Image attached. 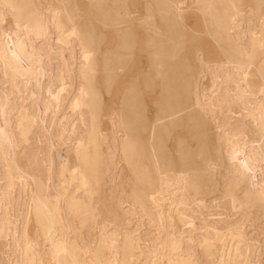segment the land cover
Segmentation results:
<instances>
[{
    "label": "bare ground",
    "instance_id": "bare-ground-1",
    "mask_svg": "<svg viewBox=\"0 0 264 264\" xmlns=\"http://www.w3.org/2000/svg\"><path fill=\"white\" fill-rule=\"evenodd\" d=\"M247 7L0 0V264H264V0ZM125 165L129 192L108 186Z\"/></svg>",
    "mask_w": 264,
    "mask_h": 264
},
{
    "label": "rangeland",
    "instance_id": "rangeland-1",
    "mask_svg": "<svg viewBox=\"0 0 264 264\" xmlns=\"http://www.w3.org/2000/svg\"><path fill=\"white\" fill-rule=\"evenodd\" d=\"M247 2H248V7L247 8L250 9V7L253 5V0H247ZM187 16H188L187 23L188 24L190 23L192 25L191 27L195 30V32L197 34L201 35V37L203 38L201 41H203V43H208V44H212L213 45V39L206 32V27L207 26L204 23V19H203L204 17L202 15V12L199 9V7L195 6V5H192L189 8V10H188ZM191 49H190V51H191ZM137 53H138V56L141 57V59H137V60L138 61L140 60L139 61L140 63L143 62V63H141L143 66L147 65V59H146L147 56H146L145 51L139 52L137 50ZM144 57H146V58H144ZM139 62L137 64L138 66L141 65ZM146 91L148 92V90H146ZM147 92H145V96L144 97H145V101L147 103L148 115L153 116L155 114V111H156V108H157L156 105H155L154 100L157 99V97H158V91H154L151 94H148ZM104 96H105L106 101H108V103H107L108 107H113V106H110L109 104L117 106V104L115 102L118 101V96L119 95H118V91H116L115 88L112 90V94L111 95H109L107 93H104ZM106 126H107V124H105V127ZM169 144L171 145V147H173L174 146V140H171L169 142ZM221 169H222V167H221ZM123 172L124 173H123V178L122 179H123L124 183H121L120 186L118 185V186L114 187L113 183L108 182V186L110 185L115 190H118V189L120 190L124 186L127 189V191L129 192V187H128V185L125 182L127 181L128 177L130 176V171H129L128 167H126V165L124 166ZM221 184L222 183L219 182L218 188H220V190H216L212 194H205V196L206 197H211V195L214 196L216 194L221 193L222 192L221 190L223 189V186H221ZM106 204H107L106 201H103V200L100 201V206H105ZM261 207L260 208L253 207L252 208V211L254 212L253 214H257L259 212V209H262L263 213H264V205L261 206ZM209 209H210V211L213 210L212 212L219 211V208L217 206L210 207ZM129 217L130 218H126V220L129 221L131 224L130 223L126 224V226H128V225L132 226L139 219V217L134 215V214L130 215ZM252 222L257 226V229L259 230L258 231L256 229V234H258L259 236L264 238V215L253 217L252 218ZM148 227H149L148 224H143L140 229H141V231L145 232L146 231L145 229H148Z\"/></svg>",
    "mask_w": 264,
    "mask_h": 264
}]
</instances>
